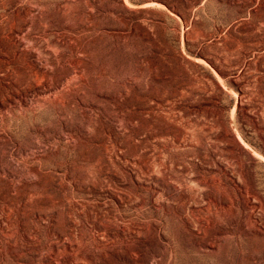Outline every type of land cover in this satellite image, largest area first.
Returning <instances> with one entry per match:
<instances>
[{
  "label": "rangeland",
  "instance_id": "1",
  "mask_svg": "<svg viewBox=\"0 0 264 264\" xmlns=\"http://www.w3.org/2000/svg\"><path fill=\"white\" fill-rule=\"evenodd\" d=\"M0 264H264V0H0Z\"/></svg>",
  "mask_w": 264,
  "mask_h": 264
}]
</instances>
